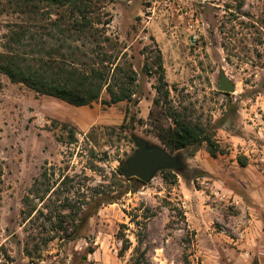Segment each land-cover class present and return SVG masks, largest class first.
I'll use <instances>...</instances> for the list:
<instances>
[{
	"label": "rangeland",
	"instance_id": "rangeland-1",
	"mask_svg": "<svg viewBox=\"0 0 264 264\" xmlns=\"http://www.w3.org/2000/svg\"><path fill=\"white\" fill-rule=\"evenodd\" d=\"M153 1L104 6L107 34L124 47L116 63L137 74L131 102L106 106L103 92L73 107L0 74L1 264H133L141 254L143 264H264V0ZM19 19L0 8V43ZM158 53L167 100L158 75L143 71ZM221 75L232 92L218 90ZM169 104L225 153L210 156L206 143L165 149L148 114L167 127ZM135 139L181 167L123 194ZM65 203L94 207L77 237L58 222Z\"/></svg>",
	"mask_w": 264,
	"mask_h": 264
},
{
	"label": "trees",
	"instance_id": "trees-1",
	"mask_svg": "<svg viewBox=\"0 0 264 264\" xmlns=\"http://www.w3.org/2000/svg\"><path fill=\"white\" fill-rule=\"evenodd\" d=\"M106 1L110 0H0L1 12L20 18L9 22L1 37L0 74L37 95L54 98L73 107L90 106L101 99L103 92L107 95V100L103 101L106 106L131 102L137 74L130 67L116 63L124 47L107 34L111 16L105 11ZM160 61L159 53L151 62L146 58L143 71L147 75H158L156 91L167 100V84ZM153 65L157 67L154 70ZM154 104L159 106L160 100L155 99ZM163 116L171 120L167 127L153 110L149 111L148 119L165 149L173 152L206 143L210 156L215 158L225 153L212 140L213 135L171 105L165 108ZM240 166L244 167L245 161H241ZM162 173L167 178L172 176L170 171ZM131 183L143 185L135 178L121 179L119 184L123 194L130 191ZM117 199L111 196L96 200L98 203H114ZM64 206L69 211L66 215H58V222L65 220L68 223L63 231L65 236L77 237L94 207L81 212L68 203ZM127 249L123 246L120 256ZM143 259L141 254L133 264H143Z\"/></svg>",
	"mask_w": 264,
	"mask_h": 264
},
{
	"label": "water",
	"instance_id": "water-1",
	"mask_svg": "<svg viewBox=\"0 0 264 264\" xmlns=\"http://www.w3.org/2000/svg\"><path fill=\"white\" fill-rule=\"evenodd\" d=\"M218 90L223 93H230L234 90L233 85L224 75L220 76ZM135 154L123 163L120 171L124 179L135 178L143 183L150 181L157 171L177 170L181 166L176 159L159 147H149L141 139H135Z\"/></svg>",
	"mask_w": 264,
	"mask_h": 264
},
{
	"label": "built area",
	"instance_id": "built-area-1",
	"mask_svg": "<svg viewBox=\"0 0 264 264\" xmlns=\"http://www.w3.org/2000/svg\"><path fill=\"white\" fill-rule=\"evenodd\" d=\"M188 1H193V0H154L153 5L154 4H161V3L171 4L172 2H175L177 5H179V4H184L185 2H188Z\"/></svg>",
	"mask_w": 264,
	"mask_h": 264
}]
</instances>
